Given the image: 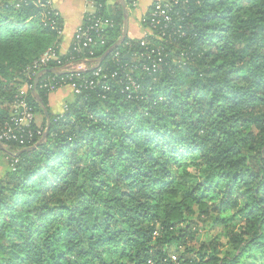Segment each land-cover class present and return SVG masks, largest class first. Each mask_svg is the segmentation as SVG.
Wrapping results in <instances>:
<instances>
[{
    "label": "trees",
    "instance_id": "trees-1",
    "mask_svg": "<svg viewBox=\"0 0 264 264\" xmlns=\"http://www.w3.org/2000/svg\"><path fill=\"white\" fill-rule=\"evenodd\" d=\"M90 1L92 43L62 54L52 5L0 0V130L21 101L35 116L24 145L0 140V264H264V0H167L152 22L153 2L150 34L101 62L123 13ZM53 68L35 86L40 142L31 91ZM70 85L52 114L48 94ZM201 223L226 243L201 242Z\"/></svg>",
    "mask_w": 264,
    "mask_h": 264
},
{
    "label": "crops",
    "instance_id": "crops-1",
    "mask_svg": "<svg viewBox=\"0 0 264 264\" xmlns=\"http://www.w3.org/2000/svg\"><path fill=\"white\" fill-rule=\"evenodd\" d=\"M52 7L60 13L61 19L63 21V33L61 35L60 52L62 54L66 53L72 46L74 34L76 29L82 25L85 15L94 14L95 9L85 3V0H50ZM150 1V0H145ZM144 1V2H145ZM152 1V0H151ZM151 1L149 3H151ZM146 4V3H145ZM149 6V5H148ZM150 7V6H149ZM149 7H145L144 12L147 13ZM136 13V12H135ZM150 33L146 29L141 28L140 19H136L132 24L129 19L128 33L127 37L131 39H140L149 35ZM87 64L80 63L75 66L76 70H84L87 68ZM25 90L27 91V86ZM23 89V88H22ZM23 91V93H26ZM74 92L72 87L65 86L59 88L48 94L47 102L50 112L54 115L60 114L65 109L66 105L73 100ZM41 119L39 115L36 116V124L39 126Z\"/></svg>",
    "mask_w": 264,
    "mask_h": 264
},
{
    "label": "built area",
    "instance_id": "built-area-1",
    "mask_svg": "<svg viewBox=\"0 0 264 264\" xmlns=\"http://www.w3.org/2000/svg\"><path fill=\"white\" fill-rule=\"evenodd\" d=\"M85 2L90 4V6H92L95 9L92 1L85 0ZM154 2L156 3V6L154 8V11L152 12V18H153L152 22H154L155 18H163L164 20H168V17L166 16V11L169 7L167 0H155ZM46 3L51 5L50 0H46ZM108 24H109L108 21H104L102 23H98L96 27L99 29ZM93 29H94L93 27H89L85 29L83 25L79 27V29L75 32L73 38L72 45L74 46V50L79 49L80 45L88 46L89 44L92 43L90 37L91 34L90 31H92ZM59 34L61 33L59 32ZM51 58L56 60V58L53 57L51 54L49 53L44 54V56L39 62V65L40 66L44 65L45 62ZM39 65H37L35 68L36 69L39 68L38 67ZM75 66L76 65H69L65 68V70L67 72L75 71L76 70ZM97 72H99V69L97 70ZM45 82L46 84L44 85V87H48L50 90H54V87L51 84V80L50 82L48 80H46ZM70 87H72L74 94L78 93L79 90L77 88H75L73 85H70ZM11 118L12 121L14 122V127L5 125L0 130V140L17 141L20 145H24L23 143L25 142V137H28V139H31L32 137V134L26 131V129L29 128V126L35 121V116L28 108V106L23 101H21L12 107ZM42 132H43L42 129L39 128L36 134L41 135Z\"/></svg>",
    "mask_w": 264,
    "mask_h": 264
},
{
    "label": "rangeland",
    "instance_id": "rangeland-1",
    "mask_svg": "<svg viewBox=\"0 0 264 264\" xmlns=\"http://www.w3.org/2000/svg\"><path fill=\"white\" fill-rule=\"evenodd\" d=\"M144 1L145 0H129L131 11L130 10H127V11H128V18L130 19V21H132V24L134 23V21H136V19H140V23L142 22V20H143V18L145 16V13H142L145 10L144 8L146 6L147 7L151 6V4L155 0H152V1L150 0L151 3H149L150 1H145V2ZM86 4L90 6V4H88V3H86ZM79 27L76 29V31L79 29ZM146 31H147V33L149 32L148 30H146ZM22 90L23 91H26L25 90V87H23V89H21V91ZM39 117L42 120V116L39 115ZM40 125H41V123H40ZM40 125L39 126L37 125V127H40ZM6 164H7V160L2 155V152L0 151V176L6 170ZM197 226H198L197 235L199 237L198 239H200L201 242L211 241V240H213V238L219 237L218 241L220 243H222V244H225L226 243L225 237L223 235H221L220 228H218V227H212V226L208 225V223H206V224H204V223L202 224L201 223V224H198Z\"/></svg>",
    "mask_w": 264,
    "mask_h": 264
},
{
    "label": "water",
    "instance_id": "water-1",
    "mask_svg": "<svg viewBox=\"0 0 264 264\" xmlns=\"http://www.w3.org/2000/svg\"><path fill=\"white\" fill-rule=\"evenodd\" d=\"M120 2V5H121V8H122V13H123V31H122V35H121V38L119 40H117L112 46L111 48L100 58V60L98 62H101L104 57L106 56V54L108 52H110L112 49L116 48L118 45H120L124 40L125 38L127 37V33H128V25H129V18H128V14H127V8L125 6V0H119ZM45 71H50V72H53V73H59V70L56 69V68H53V69H50V70H42L40 71L35 80H34V86L32 88V95L35 97V99L37 100V102L40 104V106L42 107V110H43V113H44V116L46 117V120H47V125H46V129H45V133L41 139L40 142L44 141L45 140V137H46V133L47 131L49 130V127H50V119H49V114H48V110L47 108L43 105L42 101L39 99V97L37 96V94L35 93V86H36V83L40 77V75L42 73H44ZM38 145V144H37ZM37 145H35L34 147L32 148H28V149H25L23 151H29V150H33ZM3 149L2 148V144L0 143V150Z\"/></svg>",
    "mask_w": 264,
    "mask_h": 264
}]
</instances>
